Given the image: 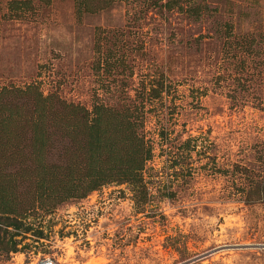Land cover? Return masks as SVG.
<instances>
[{
    "label": "rangeland",
    "instance_id": "rangeland-1",
    "mask_svg": "<svg viewBox=\"0 0 264 264\" xmlns=\"http://www.w3.org/2000/svg\"><path fill=\"white\" fill-rule=\"evenodd\" d=\"M10 1L0 0V91L35 87L60 121L63 101L118 114L150 81L166 90L141 107L153 148L145 188L112 182L83 199L31 202L33 157L21 152L10 173L26 225L17 238L0 226V264H31V252L56 264H264V201L246 195L264 184V73L257 57L242 71L236 45L263 44L264 0H175L171 10L161 7L170 0H91L82 16L76 0H16L31 2L17 12ZM43 125L44 163L60 165L72 124Z\"/></svg>",
    "mask_w": 264,
    "mask_h": 264
},
{
    "label": "trees",
    "instance_id": "trees-1",
    "mask_svg": "<svg viewBox=\"0 0 264 264\" xmlns=\"http://www.w3.org/2000/svg\"><path fill=\"white\" fill-rule=\"evenodd\" d=\"M90 1L76 0V12L79 16H82ZM152 1L157 5L161 0ZM174 1L170 0L161 7L171 10ZM30 3V1H10L11 9L15 12L24 10L22 9L24 5L28 6ZM246 41L242 45L236 44L243 49L246 56L240 60L241 70L247 72L251 68L250 64L253 63V69L259 71L257 75H263L264 40L256 49H254L257 44L255 39ZM253 57H257L254 62L251 60ZM247 58H250L252 63L250 60L247 61ZM242 87L245 90L248 88L245 84H242ZM165 90L163 82L150 81L148 87L144 86L140 93H136V98H140L138 105H126L118 114H113L111 109L98 104L88 112L84 107L66 104L63 101L64 111L58 121L50 113L46 114L51 96L44 97L32 86H28L26 90L2 89L0 91V226L5 227V231L9 228L15 229L12 238H17L18 232L26 225L25 221L19 218L22 203L16 193L18 185H15L16 180L10 173L21 160L20 154L23 150H27L33 157L35 168V171L30 169L24 176L30 177L35 186L29 198L31 202L48 201L49 203L54 200L56 204H60L71 199H83L89 193L112 182L127 183L137 189L145 188L143 173L153 158V148L140 132L144 127L141 107L145 102L152 103L153 100L159 99ZM7 97H12V100L17 102L8 103L5 101ZM31 105L32 116L26 119L22 112ZM46 115L55 127L58 123L64 126L61 130L65 132L72 124V135L63 133L72 142L70 148L66 147L72 157L62 160L60 165L44 163L46 150L50 147V136L47 127L43 125ZM23 121L27 122L25 126L27 129L21 126ZM24 129L26 132L30 130L31 137L27 139L22 137ZM189 143L190 141H187L185 145ZM246 195L249 202L264 201V184L257 183L251 189H247ZM143 198L145 199V195ZM26 228L27 232L31 231L29 227ZM37 234L42 235V232L38 231ZM17 245L19 246V243L15 241L12 249L14 253Z\"/></svg>",
    "mask_w": 264,
    "mask_h": 264
},
{
    "label": "built area",
    "instance_id": "built-area-1",
    "mask_svg": "<svg viewBox=\"0 0 264 264\" xmlns=\"http://www.w3.org/2000/svg\"><path fill=\"white\" fill-rule=\"evenodd\" d=\"M27 236V235H26ZM28 241V240H27ZM31 257V264H56V260L54 256L51 255H41L40 253L37 255L36 258L33 257V252H31L30 255H27Z\"/></svg>",
    "mask_w": 264,
    "mask_h": 264
}]
</instances>
